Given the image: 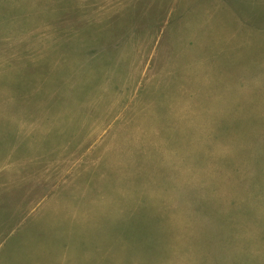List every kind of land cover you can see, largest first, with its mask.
<instances>
[{
  "label": "rangeland",
  "instance_id": "obj_1",
  "mask_svg": "<svg viewBox=\"0 0 264 264\" xmlns=\"http://www.w3.org/2000/svg\"><path fill=\"white\" fill-rule=\"evenodd\" d=\"M0 264H264V0H0Z\"/></svg>",
  "mask_w": 264,
  "mask_h": 264
},
{
  "label": "trees",
  "instance_id": "obj_2",
  "mask_svg": "<svg viewBox=\"0 0 264 264\" xmlns=\"http://www.w3.org/2000/svg\"><path fill=\"white\" fill-rule=\"evenodd\" d=\"M254 188H256V186Z\"/></svg>",
  "mask_w": 264,
  "mask_h": 264
},
{
  "label": "crops",
  "instance_id": "obj_3",
  "mask_svg": "<svg viewBox=\"0 0 264 264\" xmlns=\"http://www.w3.org/2000/svg\"><path fill=\"white\" fill-rule=\"evenodd\" d=\"M219 208V207H218ZM213 222V221H212Z\"/></svg>",
  "mask_w": 264,
  "mask_h": 264
}]
</instances>
